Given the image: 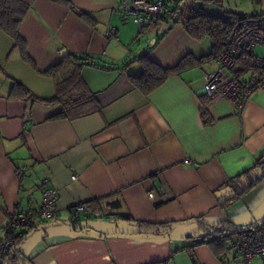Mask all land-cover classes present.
Segmentation results:
<instances>
[{"label": "crops", "instance_id": "0c3cea01", "mask_svg": "<svg viewBox=\"0 0 264 264\" xmlns=\"http://www.w3.org/2000/svg\"><path fill=\"white\" fill-rule=\"evenodd\" d=\"M20 1L28 11L18 32L33 65L0 30V238L16 214L40 207L44 188L57 194L55 220L36 219L20 245L24 264H263L244 263L236 234L218 243L203 223L237 229L264 219V178L234 199L229 189L264 156V87L241 112L227 101L209 102L202 73L219 67L215 59L144 95L131 79L142 71V56L172 68L187 55L210 54L212 41L192 37L185 18L162 31H139L118 10L119 0ZM184 1L211 13L237 2ZM253 1L258 8L251 14L229 12L264 15V0ZM67 55L112 66L80 71L96 105L53 118L61 111L56 104L10 97L14 82L39 99L53 97L56 81L44 72ZM251 69L237 65L230 74L246 81ZM80 203L118 222L82 225L96 218L72 214Z\"/></svg>", "mask_w": 264, "mask_h": 264}, {"label": "trees", "instance_id": "16d2710c", "mask_svg": "<svg viewBox=\"0 0 264 264\" xmlns=\"http://www.w3.org/2000/svg\"><path fill=\"white\" fill-rule=\"evenodd\" d=\"M187 2L188 1L184 0H170L166 7L169 10L173 8L175 10L177 9L178 12L182 7H187L190 13V16L185 18L184 22L187 32L196 39L209 38L212 41L211 52L207 56L201 58L187 55L172 68H162L153 63L147 55L142 56L140 58L142 71L139 75L132 76L131 79L134 86L144 95H147L154 89L158 88L171 75L180 74L184 71L201 66L211 60H215L224 46V42L229 35L233 21L238 18L257 16L238 15L229 12V16L223 18L205 12L202 9L196 10L191 4L187 5ZM27 11V5L20 0H0V30L12 39L14 47L20 51L22 59L33 65L26 53L25 42L18 32V28ZM237 65L242 71L254 67V63L249 57H240L237 60ZM84 66L97 67L104 70L112 69V66H103L97 59L87 55H67L57 66L44 72L45 75L56 81V94L53 97L49 99H39L31 94L23 85L16 82L12 85L10 97H16L19 95L26 97L31 101L56 104L60 107L61 111L53 118L62 117L70 110H78L91 104L96 105V95L86 86L80 74V71ZM253 71V74L257 73V70L254 69ZM64 73H68V75L63 77L65 75ZM235 76L238 77L239 75ZM201 115L203 121L208 123L209 118L206 103L201 107ZM1 138L2 135L0 132V139ZM259 172L262 173V177L258 175ZM262 178H264V156L256 162L251 170L240 174L231 181L229 189L231 190L232 198L234 199L237 196L244 194ZM55 218L56 217L51 220H55ZM71 221L70 224L73 225L74 221ZM34 222L35 221L30 222L29 226L22 227L17 231H12L10 229L7 230L6 238L12 241V245L3 264H24V256L20 251V245L35 228ZM41 222L47 221L41 220ZM203 225L209 234L217 233L219 235L218 240H216L218 243L229 241L231 237L238 232L236 228H231L227 224L208 226L203 223ZM157 227L165 230L170 226L158 225ZM212 241L207 242L212 243Z\"/></svg>", "mask_w": 264, "mask_h": 264}, {"label": "built area", "instance_id": "2783aa9c", "mask_svg": "<svg viewBox=\"0 0 264 264\" xmlns=\"http://www.w3.org/2000/svg\"><path fill=\"white\" fill-rule=\"evenodd\" d=\"M169 1L119 0L117 6L122 16L128 20L130 18L139 31L144 29L162 31L164 27L168 29L179 22L178 10L174 8L169 10L166 7ZM114 32L113 28H109L106 36L111 38ZM258 49L264 50V15L235 19L216 58L219 67L214 71L202 73V90L209 102L227 101L238 112L242 111L250 95L264 87V54L255 53ZM240 57L251 58L253 68L257 70V73L252 74L246 81L230 74V71L236 68ZM153 197L154 193H150L149 198ZM56 199L54 189L44 188L40 207L16 214L10 221L8 229L17 231L29 226L30 222L36 219L44 221L53 219L56 214ZM70 211L72 214L90 213L96 219L100 217V214L91 211L87 204H77ZM11 245L12 241L8 238H0V264L4 263ZM235 250L244 263L260 258L264 264V221L249 229L238 231L235 235Z\"/></svg>", "mask_w": 264, "mask_h": 264}, {"label": "rangeland", "instance_id": "374dc122", "mask_svg": "<svg viewBox=\"0 0 264 264\" xmlns=\"http://www.w3.org/2000/svg\"><path fill=\"white\" fill-rule=\"evenodd\" d=\"M237 1L236 3H232L233 5L231 6L232 9L229 8V6L225 7V9L222 11L220 10L219 7H216L218 8L219 10L217 11H212L213 13H211L210 11H208L207 9H204L205 12H208L210 14H214L216 16H219V17H227L229 16V10L231 11H234V10H238L236 12L238 13H242L241 11H243L244 13L243 14H251L252 12H254V10L256 8H258V6H255V2H251V0H235ZM228 4V2L226 3ZM236 5V6H235ZM235 6V7H234ZM257 10V9H256ZM235 12V11H234ZM190 16V13H189V9L187 7H182L179 12H178V17L179 18H188ZM129 23L130 25H134L135 27H137L133 22L132 20L129 18ZM255 53H259L258 50H256ZM83 218V217H82ZM73 220V219H72ZM81 220V219H80ZM102 223V224H108V225H112V227L114 226V223L118 222L117 219H113V218H106L105 216H101L100 219L96 220V219H93L90 217V220H86L85 218H83V224L82 225H87V226H90L91 224H94L96 226V224L98 223Z\"/></svg>", "mask_w": 264, "mask_h": 264}, {"label": "water", "instance_id": "95a60500", "mask_svg": "<svg viewBox=\"0 0 264 264\" xmlns=\"http://www.w3.org/2000/svg\"><path fill=\"white\" fill-rule=\"evenodd\" d=\"M66 55V51L65 50H62L61 52H60V56L61 57H64ZM262 173L261 172H259V176L260 177H262V175H261ZM264 221V219L262 220V221H260V222H263ZM259 222V223H260ZM249 228H251V227H245V228H237L236 230L237 231H239V230H243V229H249ZM138 236H141V237H152V235L151 234H141V235H138Z\"/></svg>", "mask_w": 264, "mask_h": 264}]
</instances>
